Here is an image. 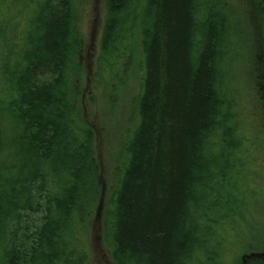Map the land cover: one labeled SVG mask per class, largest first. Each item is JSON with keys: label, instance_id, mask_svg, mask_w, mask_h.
<instances>
[{"label": "trees", "instance_id": "trees-1", "mask_svg": "<svg viewBox=\"0 0 264 264\" xmlns=\"http://www.w3.org/2000/svg\"><path fill=\"white\" fill-rule=\"evenodd\" d=\"M97 68L136 73L133 128L105 217L116 264H264L228 0H105ZM79 0H0V264H87L100 194L77 63ZM238 55V54H237ZM115 85V86H114ZM250 215V216H249ZM108 237V236H107ZM247 261V262H246Z\"/></svg>", "mask_w": 264, "mask_h": 264}, {"label": "rangeland", "instance_id": "rangeland-1", "mask_svg": "<svg viewBox=\"0 0 264 264\" xmlns=\"http://www.w3.org/2000/svg\"><path fill=\"white\" fill-rule=\"evenodd\" d=\"M228 1L240 21L239 49L231 61L239 93L243 96L245 131L248 137H252L249 158L253 160L252 167L264 174V0ZM78 5L77 26L82 45L77 59L81 69L78 75L81 107L95 133L94 149L100 185L99 198L87 222L90 251L87 264H116L108 243L105 217L119 182L124 147L136 118L135 99L139 82L133 73L123 86L113 88L111 84L106 85L97 68L107 14L106 2L79 0ZM1 85L0 82V88ZM2 114L0 111V159L10 149L13 136L11 126L3 120ZM258 182L264 186L262 175ZM262 206L264 208V197ZM251 216L263 237L264 209L254 210ZM254 259L248 258V264Z\"/></svg>", "mask_w": 264, "mask_h": 264}]
</instances>
